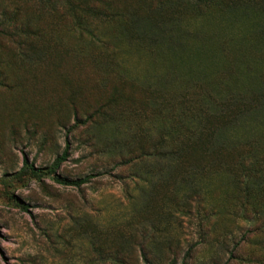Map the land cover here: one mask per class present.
<instances>
[{"label": "rangeland", "instance_id": "1", "mask_svg": "<svg viewBox=\"0 0 264 264\" xmlns=\"http://www.w3.org/2000/svg\"><path fill=\"white\" fill-rule=\"evenodd\" d=\"M0 264H264V0H0Z\"/></svg>", "mask_w": 264, "mask_h": 264}, {"label": "trees", "instance_id": "2", "mask_svg": "<svg viewBox=\"0 0 264 264\" xmlns=\"http://www.w3.org/2000/svg\"><path fill=\"white\" fill-rule=\"evenodd\" d=\"M77 120V118H75ZM192 149L195 148V146H191ZM67 148L68 144L66 143L64 150L59 156H56L52 163L45 168L35 169L32 166L27 165L26 158H23V167H27L30 171V173L34 176L37 175V171H42V173L48 174L51 176V178L58 184L64 185V186H72V187H79L82 185L84 182H86L88 179L94 177L93 175H87L82 178H77V179H68L66 177L60 176L59 174L56 173V169L59 166V164L65 160L67 156ZM202 155V154H201ZM201 155L199 157H201Z\"/></svg>", "mask_w": 264, "mask_h": 264}]
</instances>
